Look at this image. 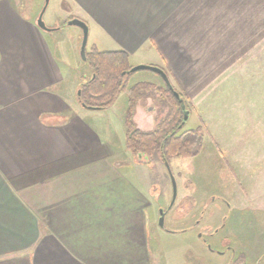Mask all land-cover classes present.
<instances>
[{"label":"crops","instance_id":"crops-1","mask_svg":"<svg viewBox=\"0 0 264 264\" xmlns=\"http://www.w3.org/2000/svg\"><path fill=\"white\" fill-rule=\"evenodd\" d=\"M69 2L102 51L165 70L205 129L212 114H264V0ZM63 75L31 17L0 1V264H159L147 178L121 168L124 135L116 148L78 114ZM153 100L136 105L141 130Z\"/></svg>","mask_w":264,"mask_h":264},{"label":"rangeland","instance_id":"rangeland-1","mask_svg":"<svg viewBox=\"0 0 264 264\" xmlns=\"http://www.w3.org/2000/svg\"><path fill=\"white\" fill-rule=\"evenodd\" d=\"M0 1L12 6L20 18L31 17L61 64L65 80L59 91L72 93L74 110L92 118L97 128L106 129L103 136L116 148H121L125 91L110 109L85 108L76 100L80 74L88 76L89 69L79 51L82 31L78 26L67 24L75 17L69 0L48 1L42 20L52 29L49 31L36 24L44 0ZM95 41H98L99 51L106 50L103 42L95 40L94 34L88 32L85 51H90ZM137 58L131 57L129 65H148L138 64ZM139 80L162 84L160 76L150 70L133 72L128 83ZM67 84H71L70 88ZM153 107H159L158 118L165 115L167 108L159 100H153ZM212 116L214 119L205 129L198 114L189 111L181 128L201 127L203 141L195 157H172L168 161L176 182V197L171 207H168L172 198L170 175L157 154H153L152 162L148 163L144 156L134 157L129 151L117 153V159H127L128 163L121 162L123 170L132 171L127 165H137V176L148 180L143 183V189L149 191L151 201L157 203L147 212L150 224L162 234L153 240L159 264H264V114L259 110L254 114ZM159 209L165 210L163 227L158 226ZM239 210L241 215H237Z\"/></svg>","mask_w":264,"mask_h":264},{"label":"trees","instance_id":"trees-1","mask_svg":"<svg viewBox=\"0 0 264 264\" xmlns=\"http://www.w3.org/2000/svg\"><path fill=\"white\" fill-rule=\"evenodd\" d=\"M85 54L86 59L83 63L89 69V75L80 74L76 88L80 89L78 102L86 107L106 109L114 103L121 92L125 91L123 121L124 144L127 151L134 157L144 156L148 163L152 162V156L156 153L163 164L164 160L169 161L172 157L192 158L199 153L203 141V133L200 132L202 128L181 130L183 110L161 77L162 84L149 80L129 84L128 80L132 73L127 72L132 66L128 63L127 52L99 51L93 46ZM173 89L184 100L185 109L191 112L193 108L182 93L174 86ZM146 96L159 100L167 109L162 118L156 119L152 129L141 130L136 126L133 116L138 100Z\"/></svg>","mask_w":264,"mask_h":264},{"label":"water","instance_id":"water-1","mask_svg":"<svg viewBox=\"0 0 264 264\" xmlns=\"http://www.w3.org/2000/svg\"><path fill=\"white\" fill-rule=\"evenodd\" d=\"M48 1L49 0H44V5L40 11V13L38 14V17L36 19V24L37 26L42 29V30H46V31H49V30H52L50 28H48L45 23L43 22L42 20V16L44 14V11L47 7V4H48ZM67 24L68 25H75V26H78L81 31H82V39H81V43H80V48H79V51H80V56H81V59L82 60H85L86 59V55H85V48H86V43H87V37H88V25L85 21L79 19V18H70L68 21H67ZM138 70H150L152 72H155L157 73L161 78L162 80L164 81V83L166 84V86L171 90L172 94L174 95V97L177 99L178 103L180 104L181 106V109L183 110V121H182V124L185 123L188 115H189V110L185 109V103H184V100L180 97L179 93L173 89V86H172V83L169 79V77L167 76V74L163 71V69H161L160 67H157V66H153V65H136V66H133L131 67L127 73H133L135 71H138ZM80 96V89H77L76 90V98H77V101H78V97ZM81 106L85 107V108H89V109H95L93 107H86L84 106L83 104L79 103ZM164 165L170 175V179H171V184H172V198H171V202L169 204L168 207H171L172 204L174 203V200H175V197H176V182H175V178L170 170V167H169V163L168 161L164 160ZM164 216H165V210L163 209H159V216H158V225L160 227H163V221H164Z\"/></svg>","mask_w":264,"mask_h":264}]
</instances>
